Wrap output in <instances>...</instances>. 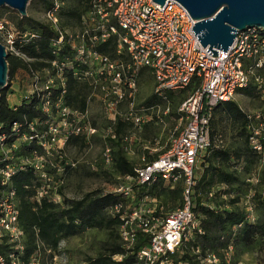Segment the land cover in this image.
I'll list each match as a JSON object with an SVG mask.
<instances>
[{"label":"built area","instance_id":"1","mask_svg":"<svg viewBox=\"0 0 264 264\" xmlns=\"http://www.w3.org/2000/svg\"><path fill=\"white\" fill-rule=\"evenodd\" d=\"M86 9L77 25L64 27L62 12L65 0H49L42 22L56 34L51 40V52L58 55L66 49L64 58L54 59L49 67L25 71L27 79L22 100L12 108L32 103L42 113L43 120L13 121L8 128L0 122V264H42L44 254L50 260L57 251L41 250L37 245L27 263L24 253L23 230L19 225V207L12 178L30 170L33 179L26 187L31 190L34 207L42 201L64 206L67 174L76 169V162L66 155L68 141L81 138L89 142L100 132L102 158L113 164L114 143L126 136L116 133L119 122L141 129L150 119L135 103L142 71L151 74L154 93L165 98L166 92L197 87L180 104L178 111L185 118L183 128L169 140V145L156 158L134 166V174L123 176L125 183L113 193L121 198L107 208L118 217V233L124 252L112 255L121 261L132 255L130 264H191L179 251L199 233L198 217L193 211V194L199 157L211 144L221 145V139L211 135L213 110L231 100L235 92L250 82L256 85L264 99V28L246 27L236 30L226 51L216 49L217 57L209 55L191 31L197 21L176 0H166L162 6L153 0H83ZM36 37L35 32L17 30L11 22L0 18V43L8 55L24 57L17 43ZM113 38L114 56L98 51L97 46ZM88 86L87 107L79 110L66 99L69 78ZM13 79L7 75L6 88L13 90ZM98 100L107 125L97 128L88 115L89 104ZM124 105V109L121 106ZM252 149H264V112L248 114ZM162 180L170 187L182 182L181 205L162 213L156 203L147 204L148 195L138 197L140 186ZM102 193H106L102 191ZM72 199V198H70ZM246 217L254 220L252 205L245 207ZM142 244H137L139 238ZM39 244V243H38ZM232 245L221 255L202 252L197 245L190 248L198 264H241L232 257ZM84 264V263H83Z\"/></svg>","mask_w":264,"mask_h":264},{"label":"trees","instance_id":"2","mask_svg":"<svg viewBox=\"0 0 264 264\" xmlns=\"http://www.w3.org/2000/svg\"><path fill=\"white\" fill-rule=\"evenodd\" d=\"M42 1L44 2V11L49 5V0ZM65 5V9L61 15L62 25L66 28L73 27L77 25L81 13L87 6L83 0H65ZM17 17L19 18L17 21H10L13 26L22 32H35L36 37L28 38L25 42L23 40L21 43L16 44L19 52L23 56L25 55L29 58V60L26 61L24 60V57L20 56L8 55V76L10 78L14 76L18 68H24L25 71L29 69L41 70L45 67H49L52 60L57 59L59 61L64 58L66 49H62L57 56L51 52V40L56 37V34L49 28V26L42 21L29 16L17 15ZM24 23L27 25H23ZM96 49L114 56L115 41L111 38L106 43L97 46ZM143 73L144 71L140 73V76ZM192 83L194 84L195 89L198 82L195 81ZM248 85L238 90L245 94H249L250 90ZM256 90L258 91L257 88ZM88 91V86L85 82L70 77L67 81V93L65 94V99L70 106L83 111L87 107ZM15 94L14 90L10 93L5 89L0 90V122L4 124L5 128H8L9 124L13 121H23L24 117L27 121L34 118H40V120L44 119L42 113L35 107L33 102L26 104L23 101L20 105L12 108L11 105L22 100V96L16 101L11 100V96H15ZM175 95L176 94L173 91H168L165 96L173 98ZM159 99L161 98L154 94L145 101V104L147 106L156 104ZM216 108L225 111L233 123L245 129L246 142L249 150L254 154H261L252 149L249 143L251 132L248 127L250 122L248 114H246L232 99L219 104L214 108L213 113ZM261 111L264 112V108ZM251 122L255 124V120H252ZM125 127L126 124L119 122L116 127V133L120 135ZM211 135L222 140L221 134L214 132L212 127ZM78 140L82 141L83 139L77 137L72 138L68 141V144L71 142H77ZM220 147H222V145L215 146L214 144H211L206 152L211 155L210 157L213 156L225 161H229L230 158L234 156L237 158L239 157L235 151L231 153L227 149H222ZM234 153L235 155L233 156ZM206 159L209 162L210 159L208 156H206ZM113 167L114 173L118 176L134 174V166L127 158L120 138L114 143ZM208 167L209 168L204 170L199 178L197 177L193 194V211L198 217L201 232L199 233L197 230H192V238L186 242L179 251L181 258L189 260L191 264H198L194 259V255L190 251L192 245L199 246L203 253L214 252L221 255L222 250L226 249L228 245L238 247L239 245L250 244L257 238L264 239V194L256 193L252 196L255 210L258 214L256 218L254 216V220H249L246 217L245 211L236 206L228 208H213L206 205L202 202L201 196H197L198 189L201 186V188L206 191L211 185L224 184L229 187L233 186L234 183L239 180L236 171L228 170L227 168L217 165L214 166L212 163H209ZM71 172L72 171L68 172L67 179ZM32 179L33 173L30 170L21 171L12 178L19 207V225L24 233V253L21 257L24 259L25 263L29 261V258L36 250L37 245L41 246V250L43 251H45V249H50L52 252H55L62 240L83 233L87 229L96 228L118 230V217L110 215L107 212V208L122 199L120 194L95 191L86 193L83 197L77 199L65 198L64 206L44 200L35 208L34 203L30 200L31 190L26 187L31 184ZM162 182L163 181L159 179L151 185L140 186L137 188L136 194L138 197L143 195L151 196L155 193L154 188L160 186L162 193L167 194L168 192H171L173 197H179L182 192V187L170 189V186L163 187ZM148 186L153 187L147 190L146 188ZM237 201L238 197L231 202L235 203ZM116 235L118 236V242H109L107 248L104 247L105 250L110 252L108 255L100 254L96 259H93L86 264H130L133 261L132 255L126 256L119 262L111 259L112 255L124 252L119 233ZM144 241V238L140 237L137 244H142ZM0 251H4V248L2 247ZM46 257L50 258L51 256L48 255Z\"/></svg>","mask_w":264,"mask_h":264},{"label":"rangeland","instance_id":"3","mask_svg":"<svg viewBox=\"0 0 264 264\" xmlns=\"http://www.w3.org/2000/svg\"><path fill=\"white\" fill-rule=\"evenodd\" d=\"M44 2L42 0H29L26 6V16L36 20H43ZM21 16L17 11L3 5L0 6V17L11 21H17ZM27 25V24H23ZM16 79L13 83L15 100L23 96L22 90L27 79L24 68H18L15 72ZM8 75V74H7ZM249 94L237 90L232 98L238 106L246 113H257L264 108V99L256 90V85L250 82ZM194 89L192 83L187 88L173 91L176 95L173 98H161L158 103L147 106L145 101L153 96L154 82L151 74L144 72L138 81V89L135 95V103L142 110L144 116L150 119L141 129L134 128L130 124L121 131L120 136H126L127 140L121 143L126 156L141 166L145 163L147 156L142 160L141 155L148 148H156L157 152H163L169 145L172 135L177 134L185 124V118L178 111L180 104L190 95ZM156 95V94H155ZM12 97V98H14ZM11 98V100H12ZM124 109V105L121 106ZM88 115L90 120L97 128L107 125V117L100 102L96 99L90 102ZM211 127L214 132L221 134L222 149L229 152H236L238 158L231 157L229 161L210 157V154L203 152L199 157L195 174L199 178L204 170L208 169L209 163L214 166H221L228 170L236 171L239 180L233 186L227 187L224 184H214L205 191L201 187L198 189L197 196H201L202 202L213 208L236 206L246 210L249 204L252 205L255 218L258 216L253 203V194H264V149L261 154H254L248 148L246 142V132L241 126L233 123L226 112L216 108L213 113ZM146 146V147H144ZM66 155L74 160L76 169L72 171L64 187V194L67 198L77 199L86 193L95 191L112 192L116 186L125 183L123 176L114 173L113 164H105L102 158V141L100 132L91 137L89 142L78 140L71 142L66 148ZM206 156L210 159L209 162ZM143 162V163H142ZM209 174V173H208ZM162 186H169L162 182ZM153 186H148L149 190ZM182 187V182L174 184L170 189ZM154 194L148 195L150 199L147 204L156 203L162 213H167L176 208L181 203V193L179 197H173L171 192L164 194L160 186L154 188ZM255 192V193H254ZM139 193V192H138ZM196 197V192H195ZM238 197V201H231ZM117 229H87L83 233L68 237L60 242V252L56 259L50 262L46 257L42 264H86L96 259L100 254L108 255L110 252L105 250L109 242H118ZM234 261L241 264H264V239L257 238L247 245H239L232 248Z\"/></svg>","mask_w":264,"mask_h":264},{"label":"water","instance_id":"4","mask_svg":"<svg viewBox=\"0 0 264 264\" xmlns=\"http://www.w3.org/2000/svg\"><path fill=\"white\" fill-rule=\"evenodd\" d=\"M29 0H0V6H7L21 16H26ZM162 4L166 0H153ZM182 4L197 22L191 31L209 55L217 57L221 49L226 51L235 37V31L246 27L264 28V0H176ZM8 53L0 43V90L6 88L8 74Z\"/></svg>","mask_w":264,"mask_h":264},{"label":"crops","instance_id":"5","mask_svg":"<svg viewBox=\"0 0 264 264\" xmlns=\"http://www.w3.org/2000/svg\"><path fill=\"white\" fill-rule=\"evenodd\" d=\"M12 97H14V96H11V98ZM12 100H15V97L12 98ZM144 147H146V146H144ZM146 148H147V150H145L144 153H142V155H141V157H142L141 159L144 160L145 159V153H146V156H147L148 159H146L145 162L156 158L157 156H159L162 153V152H157L156 148H148V147H146ZM128 159H131V158L129 157ZM131 163L133 164V166H136L134 162L131 161Z\"/></svg>","mask_w":264,"mask_h":264}]
</instances>
